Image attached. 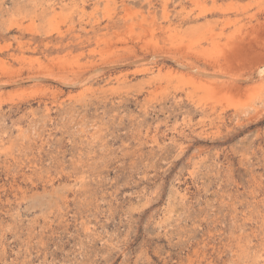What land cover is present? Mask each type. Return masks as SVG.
Wrapping results in <instances>:
<instances>
[{
	"label": "rangeland",
	"instance_id": "1",
	"mask_svg": "<svg viewBox=\"0 0 264 264\" xmlns=\"http://www.w3.org/2000/svg\"><path fill=\"white\" fill-rule=\"evenodd\" d=\"M261 65L264 0H0V264H264Z\"/></svg>",
	"mask_w": 264,
	"mask_h": 264
},
{
	"label": "bare ground",
	"instance_id": "2",
	"mask_svg": "<svg viewBox=\"0 0 264 264\" xmlns=\"http://www.w3.org/2000/svg\"><path fill=\"white\" fill-rule=\"evenodd\" d=\"M258 76H257V81L262 79L264 77V65H261L259 68H258V72H257ZM48 76H51V74H48ZM62 80H65L67 79V77H61ZM68 84L71 83V79H69V81H67Z\"/></svg>",
	"mask_w": 264,
	"mask_h": 264
}]
</instances>
